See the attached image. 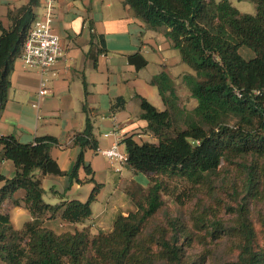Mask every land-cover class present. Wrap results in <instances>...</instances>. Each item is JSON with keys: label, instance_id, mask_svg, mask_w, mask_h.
<instances>
[{"label": "trees", "instance_id": "16d2710c", "mask_svg": "<svg viewBox=\"0 0 264 264\" xmlns=\"http://www.w3.org/2000/svg\"><path fill=\"white\" fill-rule=\"evenodd\" d=\"M39 1L27 0L25 5L8 10L10 26H0V114L7 101L14 62L19 59L24 39L36 18L34 9ZM248 1L255 5L254 15L239 13L226 0H124L148 29H163L171 48L193 73L183 75L182 82L196 105L191 111L179 110L169 77L162 72L151 79L165 109L158 111L142 98L139 106L140 118L146 121L147 131L156 143H136L132 136L121 140L126 165L149 177L150 185L136 211L117 215L111 231L98 232L92 240L86 228L56 234L43 223L55 217L73 224L89 218L90 206L100 189L93 178L86 181L93 184V189L85 202L70 200L48 205L42 200L41 188L46 175H66L69 185L82 183L78 179L80 168L91 175L84 153L96 152L97 143L86 106H82L84 129L74 134L71 141L79 153L66 174L49 154L58 145L56 139L38 137L30 144H22L12 135L0 136V160L10 161L15 168L11 179L0 176V207L9 201L13 206H22L32 218L21 230H14L8 215L0 214L1 263L129 264L139 252H148L139 237L145 222L162 206L159 176L203 179L215 171L221 160L264 155V0ZM241 47L250 50L253 57L243 59L239 54ZM127 59L136 69L146 65L138 53ZM83 91L86 96L84 81ZM123 103L117 100L113 110L123 107ZM176 115L181 117L182 128L174 126ZM230 121L233 123L229 124ZM245 185L247 193L255 185L250 174ZM19 190L24 192L23 198L13 199ZM236 215L238 255L228 264H264V215L252 223L245 203L237 205ZM171 226L178 231L175 223ZM219 230V224L213 223L212 238L219 236ZM173 236L167 238L159 233L155 243L169 262L184 264L182 245L190 236L183 231L178 237Z\"/></svg>", "mask_w": 264, "mask_h": 264}, {"label": "crops", "instance_id": "0c3cea01", "mask_svg": "<svg viewBox=\"0 0 264 264\" xmlns=\"http://www.w3.org/2000/svg\"><path fill=\"white\" fill-rule=\"evenodd\" d=\"M47 2L52 5L51 26L59 38L63 55L44 75L23 69L20 59L15 60L7 101L0 114V136L12 135L22 144H30L38 137L56 139L58 145L52 147L49 154L59 170L66 174L79 153V148L71 141L74 134L84 129L82 106L85 105L97 150L107 149L116 142L124 151L121 140L129 136L136 143L155 144V138L147 131L146 121L140 118V98L163 111L165 106L157 88L150 84L151 79L164 72L175 90L183 75L193 74L181 62L178 52L171 48L163 29H148L124 0H40L34 9L36 16L43 12ZM26 3L27 0H0V26L8 29V10ZM101 49L104 52H99ZM135 53L146 61L141 69L128 62L127 57ZM42 78L47 79L48 93L38 97ZM119 99L124 101L123 107L113 110L112 106ZM34 104L37 106L33 107ZM108 133L113 134L104 137ZM84 162L92 173L86 175L80 168L81 184L69 185L66 175H46L41 180L42 200L47 197L53 202L52 206L62 201H81L80 198L93 189V184L86 182L90 177L100 186L95 201L102 207L97 208L96 215L91 212L90 217L80 223H59L58 227H70L62 232L88 228L91 233L92 227L102 226L107 220L112 225L117 215L126 216L132 211L135 198L149 186L145 175L128 165L115 172V166L94 151L84 153ZM14 173L10 161L0 160V176L11 179ZM2 185L0 181V187ZM23 196L24 192L19 190L13 199L21 200ZM4 205L14 230H21L32 220L22 206H13L9 201ZM59 220V217L45 220L43 226L56 234L62 233L55 229Z\"/></svg>", "mask_w": 264, "mask_h": 264}, {"label": "rangeland", "instance_id": "374dc122", "mask_svg": "<svg viewBox=\"0 0 264 264\" xmlns=\"http://www.w3.org/2000/svg\"><path fill=\"white\" fill-rule=\"evenodd\" d=\"M220 1L222 0H214V2ZM226 1L241 14H255V5L248 0ZM239 54L245 60L253 57L252 52L245 47L239 49ZM175 91L179 110L191 111L196 102L190 98L182 81L176 85ZM231 123L233 121L229 122ZM174 126L183 127L179 115ZM248 174L255 181L249 193L245 190ZM147 179L149 180V177ZM158 180L162 182V206L145 222L139 237L147 246L148 252H139L129 264H173L163 256L155 241L159 233L171 238L174 237L173 235L178 237L182 231L190 236V240L182 245L181 254L184 264H228L238 255L239 237L235 229L237 205L245 203L250 220L254 224L259 215H264V155L248 154L221 160L215 171L205 175L203 179L159 176ZM90 191L86 197L80 198V202L88 199ZM141 194L135 198L131 212L136 211V206L143 203L146 190ZM43 202L53 204L45 196ZM101 207L100 203L94 201L90 206L92 215L95 216L97 208ZM8 212L5 205L0 207V214L4 213L9 217ZM59 223L68 222L59 220L55 226L58 232L70 228L58 227ZM172 223L176 224L178 231L172 229ZM213 223H218L220 227L217 238H212L211 235ZM86 229L89 240H92L98 232H110L108 230L112 229V225L111 221L107 220L102 226L92 227V234L89 233L88 228ZM25 242L26 239L23 240V247Z\"/></svg>", "mask_w": 264, "mask_h": 264}, {"label": "built area", "instance_id": "2783aa9c", "mask_svg": "<svg viewBox=\"0 0 264 264\" xmlns=\"http://www.w3.org/2000/svg\"><path fill=\"white\" fill-rule=\"evenodd\" d=\"M52 5L47 2L43 12L36 16L32 22L20 54L22 68L36 70L41 75L46 74L50 68L62 57V49L58 36L52 30ZM48 93L47 79L42 78L37 90L38 97ZM37 105L34 104L33 107ZM113 133L104 134L108 137ZM96 153L108 160L115 166L114 171L119 172L126 165L127 156L118 143H113L109 148L96 150Z\"/></svg>", "mask_w": 264, "mask_h": 264}]
</instances>
